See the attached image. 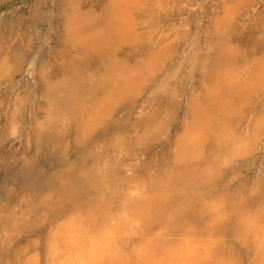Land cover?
Here are the masks:
<instances>
[{
  "label": "bare ground",
  "instance_id": "1",
  "mask_svg": "<svg viewBox=\"0 0 264 264\" xmlns=\"http://www.w3.org/2000/svg\"><path fill=\"white\" fill-rule=\"evenodd\" d=\"M46 4L58 31L42 54L36 41L17 47L16 28L0 32V89L14 90L0 102V139L26 134L39 149L46 137L64 167L37 198L0 197V264H78L107 228L120 250L106 259L117 264L135 261L141 245L148 261L191 246L174 259L264 264V232L244 220L259 213L258 193L247 205L229 201L227 232L209 228L221 192L264 184V0H36L34 34ZM243 140L255 151L205 183L208 166ZM164 143L168 158L145 161ZM73 145L77 165L67 160ZM23 176L42 180L33 168ZM46 220L40 248L19 243Z\"/></svg>",
  "mask_w": 264,
  "mask_h": 264
},
{
  "label": "rangeland",
  "instance_id": "2",
  "mask_svg": "<svg viewBox=\"0 0 264 264\" xmlns=\"http://www.w3.org/2000/svg\"><path fill=\"white\" fill-rule=\"evenodd\" d=\"M35 1L36 0H0V32H9L12 28H16L15 33L20 34L16 40V46L20 47V45H23L25 47L24 49H29L32 42L36 41L37 46H35V49L39 50L42 54L43 50L45 52L48 45L55 41V34L58 31L56 30V14L47 4L43 6V17L39 20L42 24L41 30L36 29L34 34L33 30H35L36 25L32 26L30 9L35 4ZM248 39L249 37L246 38V40ZM12 86L13 84L11 83L1 86L0 102H2L3 98L6 96H14ZM20 87L24 90L25 84L21 83ZM1 111L3 110L0 108V112ZM2 124L3 122L0 119V127ZM3 131L4 130H2V132ZM40 141L42 148L37 149L34 142L29 144V138H27L26 134L22 139L13 136L0 139V197H4V194H7L8 198L14 199L30 190L33 196L37 198V191L46 189L48 184L51 183V178L63 172V160L58 155H53V153L55 154L58 150L53 147L52 143H50L46 137H41ZM168 147L167 143L160 146L158 144H152L145 153V161L157 163L161 159L168 158L170 154V147ZM78 153V149L76 151V146L73 145L68 150L67 160L74 165L79 164V160L76 159L78 158ZM33 155H35V158L30 162L31 164L25 162V157H33ZM32 168L37 177H42L41 181H39V177L37 178V183L33 180L26 181L23 179V173ZM242 171L243 169H241V167H238L236 170V172L240 174ZM244 172H246L243 174L244 176L249 177L252 174L247 168H245ZM48 227V220L42 225H34L29 232L20 234L19 243L25 245L29 241L32 247H39L45 240ZM35 241L36 244H34ZM2 256L6 257L7 252L4 251Z\"/></svg>",
  "mask_w": 264,
  "mask_h": 264
},
{
  "label": "snow or ice",
  "instance_id": "3",
  "mask_svg": "<svg viewBox=\"0 0 264 264\" xmlns=\"http://www.w3.org/2000/svg\"><path fill=\"white\" fill-rule=\"evenodd\" d=\"M140 143H143V141H140ZM255 147L256 145L249 140H243L242 143L234 146L231 153L226 155L219 164L208 166L205 175V183H215L216 179L223 174L225 169L234 168L235 163L238 160H242L243 158L253 153L255 151ZM259 148L261 153L264 154V133H262L261 135ZM177 163H179V161H177ZM262 175H264V169H262ZM257 193L261 198V207L259 213L257 215L249 213L244 217V220L247 222L249 227H254L259 224L260 230L264 232V184H261L259 188H257L255 185L246 188L242 187L239 181L228 191L221 192L220 195L212 202L215 215L213 216L209 224V228L215 229L217 227H223L225 232H227V206L229 201L237 206L247 205L250 198L257 195ZM193 199H195V197H193ZM174 212L175 215L180 216L184 214V209H176L174 210ZM138 226L139 222H137L136 224V227ZM185 231L189 233L192 232L193 226H186ZM129 235H135V233H129ZM102 238L104 240L103 244L98 245L95 240L93 241V246L88 250L87 256H85L83 253H78V264H117V261L115 259L109 262L106 259L105 255V252L107 250H111L113 248H115L117 251L120 250L118 238L115 231L111 228L105 229V231L102 233ZM73 243H75V241H73ZM49 245L50 250H52L51 241H49ZM260 246L262 249H264V239L261 240ZM178 249L171 248L168 250L169 256L173 257V259H154L148 261L144 259L146 251L145 247L141 245L133 249V254L136 257L135 261L130 258L127 264H192L191 260L178 261L174 259V257H176L177 255L191 256L193 254V249L191 248V246H178ZM73 264H77V262H73ZM119 264H124V262L121 261L119 262ZM235 264H239V262L237 261L235 262Z\"/></svg>",
  "mask_w": 264,
  "mask_h": 264
}]
</instances>
